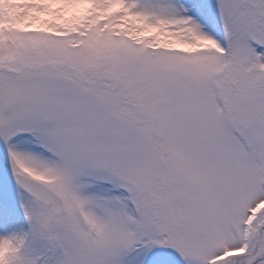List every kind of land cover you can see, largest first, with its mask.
<instances>
[{
    "label": "snow or ice",
    "instance_id": "snow-or-ice-1",
    "mask_svg": "<svg viewBox=\"0 0 264 264\" xmlns=\"http://www.w3.org/2000/svg\"><path fill=\"white\" fill-rule=\"evenodd\" d=\"M0 264H264V0H0Z\"/></svg>",
    "mask_w": 264,
    "mask_h": 264
}]
</instances>
